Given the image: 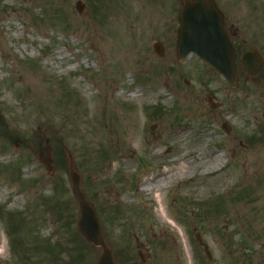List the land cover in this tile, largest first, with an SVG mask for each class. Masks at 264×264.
Returning <instances> with one entry per match:
<instances>
[{
    "label": "rangeland",
    "instance_id": "1",
    "mask_svg": "<svg viewBox=\"0 0 264 264\" xmlns=\"http://www.w3.org/2000/svg\"><path fill=\"white\" fill-rule=\"evenodd\" d=\"M76 1L0 0V264H53L34 251L42 241L61 245V264L81 250L70 164L116 263L264 264V44L254 37L264 39V0L252 23L243 0H231L254 42L238 59L255 47L263 60L258 86L240 66L229 86L195 54L177 60L183 0H79L80 13ZM91 29L121 57L99 61ZM134 88L142 94L130 98ZM44 139L51 171L38 159ZM160 176L161 190L140 189ZM9 213L22 224L11 228ZM87 250L82 264H95L101 249Z\"/></svg>",
    "mask_w": 264,
    "mask_h": 264
},
{
    "label": "water",
    "instance_id": "2",
    "mask_svg": "<svg viewBox=\"0 0 264 264\" xmlns=\"http://www.w3.org/2000/svg\"><path fill=\"white\" fill-rule=\"evenodd\" d=\"M76 8L81 12L82 5L79 1L76 2ZM153 50L159 56L163 54L159 43L153 44ZM191 52L196 53L213 71L222 75L229 85H234L236 80L235 54L224 32L222 15L218 9L204 0H185L178 13L177 57L179 60H183ZM241 64L244 73L249 76L253 83L257 84L254 75L260 69V59L252 52L246 53L242 57ZM185 82L187 83V81ZM209 102L211 103L210 98ZM211 107L216 108L217 105L211 103ZM223 128L225 131L229 130L227 125H223ZM47 142L45 140V145L39 149L38 157L40 162L50 171L52 161ZM69 178L71 191L77 201L80 213L77 221L78 232L93 246H101L102 252L97 264H115L112 261L111 251L103 242L96 213L81 192L79 188L80 177L73 170L71 164ZM196 237L201 243L199 236L196 235ZM204 252L210 258V253L205 246ZM138 254L144 260V256L140 252Z\"/></svg>",
    "mask_w": 264,
    "mask_h": 264
},
{
    "label": "flooded vegetation",
    "instance_id": "3",
    "mask_svg": "<svg viewBox=\"0 0 264 264\" xmlns=\"http://www.w3.org/2000/svg\"><path fill=\"white\" fill-rule=\"evenodd\" d=\"M210 1L222 14L226 36L229 42L231 43V45L233 46V49L238 58L237 52L241 51L242 46H245L247 43L249 44L254 43L252 41L250 34V29L252 28L247 27L241 30L239 27L235 25L236 18L234 15V5L231 0H210ZM243 3L245 5L247 14L250 16V17L247 16V19L249 18L251 21L250 23L254 22V20L256 19L258 20L259 19L258 17H261L263 15L262 0H243ZM240 20L243 21V19ZM262 35H263L262 30H261V34L254 35L255 41L258 42L259 43L258 45L260 46L264 44V39L262 38ZM250 50H254L259 53L258 49L255 47H252Z\"/></svg>",
    "mask_w": 264,
    "mask_h": 264
},
{
    "label": "bare ground",
    "instance_id": "4",
    "mask_svg": "<svg viewBox=\"0 0 264 264\" xmlns=\"http://www.w3.org/2000/svg\"><path fill=\"white\" fill-rule=\"evenodd\" d=\"M72 21H76V19L72 20ZM80 20L78 21V24H80ZM84 29V28H82ZM89 36L92 37V40L94 41V51L96 52L97 56H100L99 61L103 60V63H107L108 60H111L112 57L114 56V59H118L121 57V55L119 53H116L114 55H110L109 53V48L110 46L113 44L111 38L106 37L105 35H103L101 32L95 31L94 29H91L89 32ZM96 47V48H95ZM66 54L63 53L61 50H57V58L62 59ZM141 91L139 90V88H134L132 89L129 93L128 96L130 98H135L139 95H141ZM136 135L132 134V132L129 134V136L127 137V143L129 141H131L133 138H135ZM214 159V164L212 165L213 167H217L219 164L222 163V158H223V153L219 152L216 153L213 157ZM183 167H185V163H181V168L177 173H180L183 171ZM190 168H192V166H190ZM176 173V172H175ZM174 173L168 175L167 177L170 178L171 176H173ZM165 185L164 179L160 176L158 177V179L154 180V181H149L146 184L141 186V190L145 191V192H151V191H159L161 190V188ZM155 198L157 199V202L161 203L159 196L155 195Z\"/></svg>",
    "mask_w": 264,
    "mask_h": 264
},
{
    "label": "trees",
    "instance_id": "5",
    "mask_svg": "<svg viewBox=\"0 0 264 264\" xmlns=\"http://www.w3.org/2000/svg\"><path fill=\"white\" fill-rule=\"evenodd\" d=\"M84 151L85 152H87L88 151V148H86L85 147V149H84ZM62 204H63V202H56L55 204H54V207H61L62 208ZM15 219H16V222H21V219H17V217H15ZM77 236H78V234L77 233H75ZM43 248L44 249H46V250H50V247L49 246H43ZM80 248H81V250L80 251H78L75 255H73V256H71V261H70V263L71 264H80L81 262H84L85 260H86V258H87V248L85 247V246H83V245H80ZM55 260L56 261H58V255H55Z\"/></svg>",
    "mask_w": 264,
    "mask_h": 264
}]
</instances>
